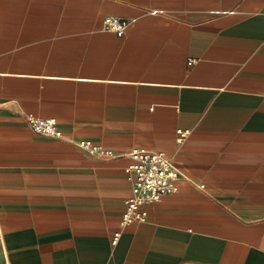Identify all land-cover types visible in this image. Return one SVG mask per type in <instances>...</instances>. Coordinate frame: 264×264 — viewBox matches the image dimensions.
<instances>
[{"label": "crops", "instance_id": "1", "mask_svg": "<svg viewBox=\"0 0 264 264\" xmlns=\"http://www.w3.org/2000/svg\"><path fill=\"white\" fill-rule=\"evenodd\" d=\"M137 148L178 190L122 226ZM0 264H264V0H0Z\"/></svg>", "mask_w": 264, "mask_h": 264}, {"label": "built area", "instance_id": "2", "mask_svg": "<svg viewBox=\"0 0 264 264\" xmlns=\"http://www.w3.org/2000/svg\"><path fill=\"white\" fill-rule=\"evenodd\" d=\"M130 23L128 20L109 16L103 21V29L123 36ZM27 122L38 134L63 137L55 119H42L28 115ZM187 133L188 131L178 130L177 141L182 142ZM75 144L93 157L115 156L113 151L106 149L103 145L94 144L90 140L77 141ZM129 157L133 160V163L126 167L127 179L131 184V196L122 200L126 205L121 221L122 226L145 221L148 217L146 207L164 195L174 194L178 190L176 183L181 174L174 161L164 151L137 148L129 153ZM119 237L120 232H116L112 243L116 244Z\"/></svg>", "mask_w": 264, "mask_h": 264}]
</instances>
